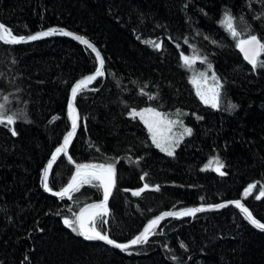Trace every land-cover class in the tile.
<instances>
[{
  "label": "trees",
  "instance_id": "1",
  "mask_svg": "<svg viewBox=\"0 0 264 264\" xmlns=\"http://www.w3.org/2000/svg\"><path fill=\"white\" fill-rule=\"evenodd\" d=\"M226 12L238 38L221 23ZM0 22L16 36L56 26L82 33L105 58L103 77L76 97L81 127L69 152L79 163H114L109 216L96 221L103 234L126 242L165 210L232 199L264 223V197L256 199L264 190V68L253 70L236 47L248 34L264 42V0H0ZM182 56L195 57L191 68ZM95 69L93 54L69 39L0 42V104L15 114L14 124H0V264H264V234L231 209L165 220L129 252L85 241L64 224L103 189L93 181L68 201L51 199L41 169L71 127L69 87ZM207 69L222 85L216 110L190 84L192 71ZM144 108L179 113L192 130L173 155L132 118ZM216 159L224 175L205 170ZM73 171L61 157L48 187L60 191Z\"/></svg>",
  "mask_w": 264,
  "mask_h": 264
},
{
  "label": "snow or ice",
  "instance_id": "2",
  "mask_svg": "<svg viewBox=\"0 0 264 264\" xmlns=\"http://www.w3.org/2000/svg\"><path fill=\"white\" fill-rule=\"evenodd\" d=\"M259 18V17H257ZM233 17L229 12L225 13V16L223 20L221 21L222 25L226 28V30L231 34V36L235 39L238 38L241 33L237 31V28L233 25ZM241 21H243V17L240 18ZM51 35H64V36H71L73 39L78 40L81 44H84L87 48L91 49L93 53H95L96 60L99 62V67L96 69V72L94 75H90L82 79L80 82L76 84V86L72 89V96L73 100L75 99V96L77 95V92L81 90L82 88H85L88 83L94 81L98 76H102L103 73V64L104 61L99 53V51L87 40L83 37L74 35L71 32L65 31L63 29H56L52 28L48 31H42L34 35H28L25 36H16L12 33V31L7 28L5 25L0 24V41H2L5 44H19V43H26L30 41H36L43 39L44 37L51 36ZM156 48H159L160 45L156 43L155 41L151 42ZM236 47L240 50V52L243 54L244 59L252 65L253 70H256L257 68H264V61L259 60V57L262 53H264V42L261 41L260 38H258L255 34H248L246 35V38L244 39H237ZM182 59L184 61L185 66L188 68H191L193 61L195 60V57L189 58L187 56H182ZM206 57L201 62H205ZM209 70H211V64H208ZM200 77L204 80L207 79L206 74L201 72ZM211 79L214 81V87L212 89L213 91V98H212V107H217V99L220 95L218 89L222 87V85L219 82V79L215 74L212 75ZM193 84L197 83L196 78L194 77L192 80ZM197 95L201 98L202 101L205 103H208V101L205 99V94L201 91L199 87H197ZM154 98V97H150ZM5 100H7V97H4ZM69 116L72 121V130L67 133V135L64 137V142L60 147L56 148L55 154L52 156V160L55 161L57 156L61 153L67 154V147L71 143V140L73 136L75 135L76 129H77V122H78V114L73 115L74 108L73 104L69 103ZM232 107H235L233 105ZM145 114H150L155 119H152L151 121L145 120ZM179 115V113H177ZM132 118H135L136 116H139L140 119L145 123L147 126L149 132L151 133V138L153 143L156 145L157 148H160L161 151L166 152L167 155L171 156L174 153V147L178 145L179 140L175 137H169L166 135L167 132H171V128L177 124L180 123L181 126L182 122L178 120H168L166 116H164L162 113L156 111L153 108H147L144 109L142 112H135L133 111L131 113ZM15 114L7 115L5 112V105L0 104V124H7L12 125L15 123ZM191 129L190 128H184V133L191 135ZM15 131L13 130V135H15ZM69 160H71V157H69ZM215 164L217 167L213 170L219 171L220 175H224L220 169L224 167V165L219 161V159L215 160ZM52 168V164L49 163L48 169L45 170L43 175V187L45 191H52L48 187V174L49 170ZM114 177H115V167L114 163H105V164H80L76 167V173L74 176H72L71 181L68 183L67 187L62 188L59 192H52V195L58 196L61 198L67 197L68 199H72V193L75 191H79L80 187L82 185H92L93 181H99L97 186L103 189V196L104 199L101 203H93L88 204L86 207H83L80 209L79 213H73L75 219L69 220L65 219L64 224L71 228L72 231L77 232L79 235L83 236L86 240H100L104 243L111 245L115 248L120 249L121 251H126L129 249L132 245L147 243L149 236L155 234L154 228L159 225L160 221L164 220L166 217H184V216H195L198 212H203L209 209H206L204 207L199 208H187L183 211H172V212H165L162 215L158 216L157 218L151 220L147 227L144 228L143 232H141L139 235H137L130 244H121L116 243L113 239H110L107 234H103L102 231L97 226V218H100L101 223H106V221L103 220V217L107 215L108 209L106 207L108 198L111 194V189L114 186ZM255 184H250L248 188L245 190V195H249L251 193V190L255 188ZM144 188H148V185L145 184ZM144 189H141L143 191ZM133 195H139L140 192H133ZM261 197H264V190L260 191V194L256 197V199H260ZM236 208H238L245 216V219L249 220L250 223H252L255 227L260 228L261 230H264V223L258 222L256 219L253 218L251 212L239 201H233L232 202ZM227 204H218L214 207L216 209L227 207ZM184 247V245H181ZM131 254V253H130Z\"/></svg>",
  "mask_w": 264,
  "mask_h": 264
},
{
  "label": "water",
  "instance_id": "3",
  "mask_svg": "<svg viewBox=\"0 0 264 264\" xmlns=\"http://www.w3.org/2000/svg\"><path fill=\"white\" fill-rule=\"evenodd\" d=\"M0 24H3L2 22H0ZM4 25V24H3ZM52 28H56V29H63V30H65V31H68V32H71V33H73L74 35H77V36H80V37H83L84 39H87L98 51H99V53H100V55H101V57H102V59H103V61H104V64H103V73H104V70H105V60H104V57L102 56V54H101V52H100V50L98 49V47L97 46H95L94 44H93V42L91 41V40H89V38L86 36V35H83L82 33H77V32H73V31H71V30H69V29H64V28H62V27H49V28H45L44 30H40V31H36V32H33V34H30V35H34V34H37V33H39V32H42V31H48V30H50V29H52ZM28 35H26L25 37H27ZM56 38H63V39H69V40H71L72 42H74V43H76L77 45H81V46H84L89 52H91L92 54H93V56L96 58V56H95V53H93L92 51H91V49H89V48H87L84 44H81L78 40H75V39H73L71 36H64V35H51V36H47V37H44L43 39H40V40H36V41H41V40H45V39H56ZM36 41H30V42H26V43H19V44H5V43H3L2 41H0L2 44H4V45H6V46H9V47H12V46H23V45H26V44H32V43H34V42H36ZM237 51H239V53L241 54V56H242V59H243V61L248 65L249 63L244 59V56H243V54L240 52V50L237 48ZM97 61V60H96ZM250 65V64H249ZM100 65H99V62L97 61V64H96V69L99 67ZM250 66H252V65H250ZM96 69L93 71V72H91V74H88V75H86V76H83V77H80V79H78L77 81H75L71 86H70V88H69V96H68V99H67V109H68V114H69V103L71 102L72 104H73V108H74V113H73V115H77L78 114V117H79V119H78V122H77V124H78V126H77V129H76V132H75V135L73 136V138H72V140H71V143L68 145V147H67V154L65 155L64 153H61V154H59L58 156H57V158H56V160L55 161H53L52 160V156H53V154H55V151H56V149L53 151V153L51 154V156H50V159H49V161L47 162V164H45L44 165V167L42 168V170H41V172H42V174H41V177H40V187H41V190H42V192L44 193V194H46L47 196H49L50 198H55V199H57V200H59V201H63V200H65V199H67V197H64V198H61V197H58V196H54V195H52V192L51 191H45L44 190V187H43V175H44V172H45V170L46 169H48V165H49V163H51L52 164V168H53V166L57 163V161L58 160H60L61 159V157L63 158V159H65V161L68 163V165L69 166H71L72 167V169L74 170V173H76V167H77V165H80V164H103V163H99V162H95V163H93V162H84V163H76V162H74L72 159L71 160H69V157H70V155H69V152H70V147H71V145H72V142L75 140V138H76V135H77V133L79 132V130H80V127H81V125H80V123H81V114H79V110H78V107H77V104L75 103V100H76V97H77V95L81 92V90H79L78 92H77V95L75 96V99L73 100V96H72V89L76 86V84L78 83V82H80L82 79H84L85 77H87V76H90V75H94L95 74V72H96ZM103 76V75H102ZM102 76H98L94 81H92V82H90V83H88L87 84V86L86 87H89V86H91L92 84H94L95 82H97L98 80H100V78H102ZM85 87V88H86ZM83 89V88H82ZM70 125H71V127H70V129L66 132V133H64V135L62 136V139H61V142H60V144H59V146L58 147H60L62 144H63V142H64V137L67 135V133L69 132V131H71L72 130V121H71V119H70ZM51 168V169H52ZM51 169L49 170V174H48V177H49V175L51 174ZM73 173V174H74ZM71 179H72V177L69 179V181H68V183L71 181ZM114 181H115V183H114V186L112 187V189H111V194H110V196H109V198H108V201H107V205H106V207H107V209H108V206H109V201H110V199L112 198V196H113V194L115 193V189H116V186H117V179H116V168H115V177H114ZM68 185V184H67ZM67 185L65 186V187H67ZM237 200H239L243 205H244V203L240 200V199H235V200H232V201H223V202H220V203H218V204H227L228 206L227 207H224V208H219V209H216V208H214V207H210V206H215V205H218V204H209V205H198V206H195V207H192V206H187V208H199V207H204V208H206V209H209V210H206V211H203V212H198V213H196V215L195 216H184V217H180V218H176V217H166L164 220H162V221H160V223H159V225L161 224V223H163L165 220H176V219H178V220H181V219H187V218H189V219H192V218H195V217H197V216H199V214H210V213H218V212H221L222 210H225V209H228V208H233V209H235L236 211H237V213L239 214V216L243 219V220H245V222H247L248 223V225L253 229V230H257L258 232H260V233H263L264 234V230H261L260 228H257V227H255L252 223H250L249 222V220H247V219H245V216H244V214L238 209V208H236L235 206H234V204L232 203L233 201H237ZM103 201V199L102 200H100V201H97V202H90V203H87L85 206H83V207H86L88 204H93V203H96V204H98V203H101ZM245 206V205H244ZM83 207H81V208H83ZM246 207V206H245ZM80 208V209H81ZM187 208H181V209H176V211L177 212H179V211H183V210H185V209H187ZM80 209L76 212L77 214L79 213V211H80ZM248 209V208H247ZM249 210V209H248ZM108 211H109V209H108ZM165 212H169V211H165ZM164 212V213H165ZM250 212V211H249ZM163 213H160V214H158V215H156V216H154L153 218H151V219H149V220H147L146 222H145V224L143 225V228L136 234V236L137 235H139L141 232H143V230H144V228L145 227H147V225L149 224V222L151 221V220H153V219H155V218H157L158 216H160V215H162ZM108 213H107V215H106V217H108ZM157 227V226H156ZM155 227V228H156ZM154 228V229H155ZM78 236L79 237H81L83 240H85V241H87L86 239H84V237L83 236H81V235H79L78 234ZM135 236V237H136ZM153 235H150L149 236V238H151ZM135 237H133L131 240H129V241H126V242H121V244H130V242L135 238ZM111 239V238H110ZM88 241H90V242H93V243H97V244H102V245H104V246H106V247H108L109 249L111 248V249H113V250H116V251H118V252H129V251H131V250H133V249H135V248H138V247H140V245L141 244H137V245H132L129 249H127L126 251H121L120 249H118V248H115V247H113V246H111V245H108V244H106V243H104L103 241H100V240H88ZM143 244V243H142Z\"/></svg>",
  "mask_w": 264,
  "mask_h": 264
},
{
  "label": "rangeland",
  "instance_id": "4",
  "mask_svg": "<svg viewBox=\"0 0 264 264\" xmlns=\"http://www.w3.org/2000/svg\"><path fill=\"white\" fill-rule=\"evenodd\" d=\"M201 73V71H192V73H191V77H190V84H191V86L194 88V92H195V94H196V96L199 98V100L201 101V103L203 104V105H207V106H209V107H211V108H214V107H212L211 106V104H212V98H213V91H212V89H213V87H214V81L211 79V77H212V73L211 72H209L208 71V69H207V71H203V73H205L206 74V77H207V79L206 80H204V79H202L201 77H200V74ZM196 78V80H197V83L196 84H193L192 83V80H193V78ZM197 87H199L200 89H201V91L205 94V99L208 101V103H205L204 101H202L201 100V98L197 95ZM218 91H219V89H218ZM219 98V97H218ZM216 103H217V106H218V99H217V101H216ZM215 109H216V107H215ZM140 111H138L137 113H139ZM142 112V111H141ZM163 114V113H162ZM164 115V114H163ZM164 116H167V115H164ZM136 118L137 119H139V121L140 122H142L143 123V125L145 126V128H146V130H147V132L149 133V135H150V137H151V133L149 132V130H148V128H147V126L145 125V123L140 119V117L139 116H136ZM181 115L179 114V115H172V116H170V118H167L168 120H178V121H180V122H182V125L183 126H181V124L180 123H177V124H175L172 128H171V132H167L166 133V135H168L169 137H175L176 139H178L179 140V143L181 142V141H183L184 140V138L185 137H187L188 136V134H186V133H184V128H189L187 125H185L184 124V120H181ZM144 119L145 120H149V121H151L152 119H155L154 117H152L150 114H145V117H144ZM151 140H152V138H151ZM153 142V141H152ZM178 143V144H179ZM154 144V143H153ZM156 146V145H155ZM178 145H176L175 147H174V149L177 147ZM159 150H160V148H158ZM161 151V150H160ZM161 152H163V151H161ZM163 153H165L166 154V152H163ZM217 167V165L215 164V161H210L209 163H208V165L206 166V168H205V170H208V169H211V170H213V169H215ZM215 171V170H214ZM216 172V171H215ZM217 173H219V172H217ZM99 182V181H98ZM241 200V199H240ZM88 241V240H87Z\"/></svg>",
  "mask_w": 264,
  "mask_h": 264
},
{
  "label": "bare ground",
  "instance_id": "5",
  "mask_svg": "<svg viewBox=\"0 0 264 264\" xmlns=\"http://www.w3.org/2000/svg\"><path fill=\"white\" fill-rule=\"evenodd\" d=\"M83 47H84V46H83ZM238 52H239V51H238ZM240 55H241V54H240ZM102 56H103V55H102ZM241 58H242V56H241ZM95 59H96V58H95ZM104 60H105V58H104ZM242 60H243V59H242ZM243 62H244V61H243ZM96 64H97V61H96ZM248 65H249V64H248ZM249 66H250V65H249ZM250 67H252V66H250ZM104 71H105V70H104ZM86 75H88V74H86ZM86 75H84V76H86ZM81 77H83V76H81ZM102 77H103V76H102ZM78 79H80V78H78ZM78 79H77V80H78ZM77 80H76V81H77ZM69 88H70V87H69ZM83 89H84V88H83ZM68 91H69V90H68ZM68 96H69V94H68ZM67 99H68V98H67ZM200 102H201V101H200ZM210 108H211V107H210ZM144 109H145V108H144ZM144 109H139L138 111L141 112V111H143ZM213 109H215V108H213ZM216 109H218V106L216 107ZM216 109H215V110H216ZM69 129H70V128H69ZM69 129H68V130H69ZM66 132H67V131H66ZM66 132H65V133H66ZM63 135H64V134H63ZM50 156H51V155H50ZM50 156L48 157L47 162L49 161ZM72 160H73V159H72ZM73 161H74V160H73ZM47 162H46L45 164H47ZM74 162H75V161H74ZM66 163H67V162H66ZM76 163H79V162H76ZM99 163H100V162H99ZM45 164H44V165H45ZM67 164H68V163H67ZM103 164H105V163H103ZM43 167H44V166H43ZM69 167L72 169L71 166H69ZM41 170H42V169H41ZM72 170H73V169H72ZM217 172H218V171H216V173H217ZM73 173H74V171H73ZM41 174H42V172H41ZM74 175H75V173L72 174V176H74ZM72 176H71V177H72ZM40 177H41V176H40ZM63 188H64V187H63ZM53 192H54V191H53ZM57 192H59V191H57ZM113 195H114V194H113ZM48 197H49V196H48ZM51 199H52V198H51ZM54 199H55V198H54ZM102 199H104V196H103L100 200H102ZM56 200H57V199H56ZM65 200L68 201L69 199L67 198V199H65ZM100 200H97V201H100ZM232 200H234V199H232ZM232 200H226V201H232ZM58 201H59V200H58ZM97 201H94V202H97ZM241 201H242V200H241ZM221 202H223V201H221ZM242 202H243V201H242ZM89 203H90V202H89ZM243 203H244V202H243ZM109 204H110V203H109ZM217 204H218V203H217ZM198 205H206V204H198ZM198 205H196V206H198ZM244 205H245V203H244ZM245 206H246V205H245ZM82 207H83V206H82ZM192 207H195V206H192ZM181 208H187V207H179V208H176V209H181ZM246 208L249 209V207H247V206H246ZM79 209H80V208H79ZM79 209H78V210H79ZM108 209H109V206H108ZM176 209H174V210H165V211L172 212V211H176ZM228 209H231V208H228ZM78 210H77V211H78ZM231 210H234V211L237 213V211H236L235 209L232 208ZM77 211H76V212H77ZM165 211H164V212H165ZM249 211H250V209H249ZM164 212H161V213H164ZM250 212H251V211H250ZM108 214H109V211H108ZM159 214H160V213H159ZM156 215H158V214H156ZM156 215H154V216H156ZM199 215H202V214H199ZM237 215L239 216L238 213H237ZM108 216H109V215H108ZM197 217H198V216H197ZM239 217H240V216H239ZM107 218H108V217L105 216V219H107ZM152 218H153V217H152ZM195 218H196V217H195ZM150 219H151V218H150ZM188 219H189V218H188ZM192 219H193V218H192ZM240 219H242V218L240 217ZM148 220H149V219H148ZM176 220H178V219H176ZM176 220H175V221H176ZM181 220H185V219H181ZM242 220H243V219H242ZM243 222H245V220H243ZM245 223L248 225L247 222H245ZM248 226H249V225H248ZM249 227H250V226H249ZM250 228H251V227H250ZM251 229H252V228H251ZM252 230H253V229H252ZM254 231H255V230H254ZM256 231H257V230H256ZM257 232H258V231H257ZM259 233H260V232H259ZM262 234H263V233H262ZM77 235H78V233H77ZM135 236H136V235H135ZM135 236H134V237H135ZM132 238H133V237H132Z\"/></svg>",
  "mask_w": 264,
  "mask_h": 264
}]
</instances>
